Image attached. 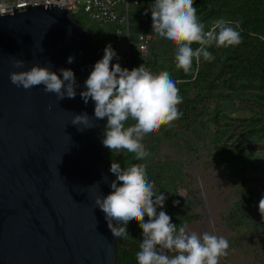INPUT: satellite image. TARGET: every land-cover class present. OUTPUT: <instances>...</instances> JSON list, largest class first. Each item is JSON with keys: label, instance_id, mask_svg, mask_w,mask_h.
Listing matches in <instances>:
<instances>
[{"label": "water", "instance_id": "95a60500", "mask_svg": "<svg viewBox=\"0 0 264 264\" xmlns=\"http://www.w3.org/2000/svg\"><path fill=\"white\" fill-rule=\"evenodd\" d=\"M13 58L27 61L25 70L49 61L58 76L72 69L75 98L17 87ZM98 59L69 10L43 4L0 14V264H116L117 239L94 203L111 190L102 177L115 179L101 143L106 118L95 121L94 102L80 96ZM85 112L96 127L80 131L72 117Z\"/></svg>", "mask_w": 264, "mask_h": 264}, {"label": "clouds", "instance_id": "9594fccd", "mask_svg": "<svg viewBox=\"0 0 264 264\" xmlns=\"http://www.w3.org/2000/svg\"><path fill=\"white\" fill-rule=\"evenodd\" d=\"M150 10L153 33L176 46L175 67L185 74L193 71V61L198 67L201 59L214 60L208 50L211 46L235 47L242 43L238 21L218 18L206 30L197 16L194 0H154ZM193 44L198 47L193 48ZM114 57L119 59L111 45H106L103 56L84 80L80 96L85 104L90 98L94 102L95 121L106 118L102 145L109 151L124 150L135 160L144 161L150 155L142 143L144 138L182 116L177 107L182 103L177 87L179 81L173 80L168 71L153 73L144 64L129 70L118 62L111 63ZM26 62L12 59V67L19 69L9 72L14 85L26 91L42 86L44 92L55 94L58 101L75 98L80 85L72 69L61 67L58 76L50 61L48 66L33 63L25 70ZM67 62L73 63L74 57L69 56ZM71 123L83 125L80 131L96 127L86 112L74 113ZM146 170V163L123 168L112 161L109 171L115 179L109 181L102 177L111 190L107 195L95 194L94 203L104 213L112 236L127 239L130 236L127 225L135 220L142 229L139 250L135 254L137 264H220V258L227 255L228 240L208 231L192 230L187 225L177 227L164 210L157 211L158 207L163 209L167 197L155 189ZM89 187L99 188V183ZM258 210L264 218V194Z\"/></svg>", "mask_w": 264, "mask_h": 264}, {"label": "trees", "instance_id": "16d2710c", "mask_svg": "<svg viewBox=\"0 0 264 264\" xmlns=\"http://www.w3.org/2000/svg\"><path fill=\"white\" fill-rule=\"evenodd\" d=\"M194 7L206 30L218 18L238 21L242 43L235 47L211 46L208 50L214 60L208 62L201 59L198 67L193 61V71L188 74L175 67L174 53L162 51L159 55L155 52L157 46H164L167 41L164 39H160L159 45L154 42L150 46L148 56L134 52L133 57L130 55L129 65L132 69L144 64L153 73L168 71L173 80H180L177 87L182 103L177 107L182 116L175 123L190 127L192 114L209 115L214 135L212 146L219 160L218 165L229 170L232 175H237L241 186L236 189L238 199L235 200L227 220L235 223L244 220L247 240L257 243L254 248L256 255L264 245V233L257 229L259 220L254 221L260 213L258 203L262 194L256 193L252 187L254 183L264 181V157L259 158L253 150V147L263 146L258 144L264 138V0H194ZM131 17L132 33L147 29L148 12L145 14L144 10H137ZM132 39L135 40V37L132 36ZM91 44L101 58L105 47L101 49L100 44L95 46L92 37ZM192 47L198 45L193 44ZM115 61L127 64L124 57ZM166 135H175L172 140L177 145V137H180L178 130L167 131ZM150 142L152 143L151 139ZM142 143L145 149L155 146L146 140ZM108 155L110 164L112 161L117 162L123 168L139 163L126 151L124 156L116 157L114 151L108 150ZM154 186L158 192L167 194L166 189L159 188V184L154 182ZM174 194H169L163 209L158 207L157 211L164 210L171 217V222L179 227L192 214L178 209L182 199ZM174 201L178 203L174 204ZM144 219L147 221L148 217L145 215ZM127 232L130 235L127 239H117L116 264H137L135 254L139 250L142 229L133 220L128 223Z\"/></svg>", "mask_w": 264, "mask_h": 264}, {"label": "rangeland", "instance_id": "374dc122", "mask_svg": "<svg viewBox=\"0 0 264 264\" xmlns=\"http://www.w3.org/2000/svg\"><path fill=\"white\" fill-rule=\"evenodd\" d=\"M145 1L141 0V3L145 4ZM82 21L83 27L95 41V46L100 44L102 49L110 44L118 54V61L123 59L121 48L109 27L94 20ZM155 43L159 45L160 41L157 39ZM157 47L155 52L160 55L162 51L168 54L175 53L176 46L166 41L164 46L160 44ZM133 53L132 51L131 57L134 56ZM113 60L117 59L114 57ZM174 123L175 121L170 125L161 126L144 138L147 143L151 139L155 144L146 149L150 155L144 161H139L147 164L149 180L159 184L160 189H166L167 199L171 193L173 195L176 193L177 198L182 199L178 209L192 214L190 219L183 221V225L198 232L208 231L228 240L229 249L227 255L220 258V264H264V245L255 255L254 248L257 243L247 240L248 233L244 220L237 223L227 220L229 212L234 208L235 200L238 199L236 189L241 186L237 175H232L229 170L218 165L219 160L212 146L214 135L209 115L192 114L190 127L180 125L178 122L175 123L176 126ZM170 130H178L180 133L177 145L172 140L175 135L170 137L166 135ZM258 145L263 146L253 147V150L256 156L262 158L264 138ZM114 154L116 157L124 156L125 151H114ZM253 185L256 193L264 194V181ZM258 220L257 229L264 233V218L261 213L257 214L254 221Z\"/></svg>", "mask_w": 264, "mask_h": 264}, {"label": "built area", "instance_id": "2783aa9c", "mask_svg": "<svg viewBox=\"0 0 264 264\" xmlns=\"http://www.w3.org/2000/svg\"><path fill=\"white\" fill-rule=\"evenodd\" d=\"M145 2L142 4L141 0H0V14L12 12L13 9H20V7L24 9L28 5L57 4L59 8L62 6V9L69 10V16L75 22L79 21L83 24L82 20L84 19L94 20L109 27L127 61L126 65L119 64L121 67L131 70L129 65L131 52L148 56L150 46L154 44L155 40L162 39L153 33L151 27L150 5L154 0ZM137 10H147L148 27L134 34L132 33L131 16ZM132 36L135 37V40L132 39ZM131 45H133V49H131ZM111 63H117V61L113 60Z\"/></svg>", "mask_w": 264, "mask_h": 264}, {"label": "crops", "instance_id": "0c3cea01", "mask_svg": "<svg viewBox=\"0 0 264 264\" xmlns=\"http://www.w3.org/2000/svg\"><path fill=\"white\" fill-rule=\"evenodd\" d=\"M160 41V40H159Z\"/></svg>", "mask_w": 264, "mask_h": 264}]
</instances>
